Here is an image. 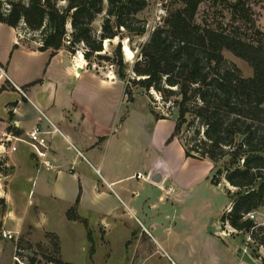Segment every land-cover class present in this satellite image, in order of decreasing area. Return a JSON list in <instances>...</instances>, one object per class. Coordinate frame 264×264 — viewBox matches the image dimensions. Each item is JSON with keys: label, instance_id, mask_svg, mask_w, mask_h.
Listing matches in <instances>:
<instances>
[{"label": "crops", "instance_id": "0c3cea01", "mask_svg": "<svg viewBox=\"0 0 264 264\" xmlns=\"http://www.w3.org/2000/svg\"><path fill=\"white\" fill-rule=\"evenodd\" d=\"M18 34L0 22V67L6 74L0 76V95L10 94L0 108V156L25 167L19 181H31L27 194H35L34 182L39 185L60 205L63 222L80 224L91 244L89 222L102 224L109 245L113 238L131 245L121 254L120 261L127 264H146L153 253L167 264H203V232H197L203 227V208L188 204L203 198L200 185L207 186V180L214 185L211 161L186 156L181 140L170 138L175 117L155 118L143 95L146 101L139 106L136 95L128 101L124 80H109L104 71L89 67L77 72L81 64L64 46L50 55L49 49L40 51L39 43ZM37 109L60 130L46 135L48 146L40 148L44 157L27 143ZM28 153L38 165L41 158L47 160L52 169L40 166L36 171ZM156 171L159 182L147 179ZM221 184L225 192L231 188L224 178ZM24 187L17 189L23 196ZM228 204L229 199L222 211ZM71 206L76 220L66 218ZM73 228L79 232L77 225Z\"/></svg>", "mask_w": 264, "mask_h": 264}, {"label": "trees", "instance_id": "16d2710c", "mask_svg": "<svg viewBox=\"0 0 264 264\" xmlns=\"http://www.w3.org/2000/svg\"><path fill=\"white\" fill-rule=\"evenodd\" d=\"M223 1L233 18L246 25L242 32L239 26L227 29L217 22L198 23L195 15L202 0H177L178 6L171 7L148 39L139 44L130 83L146 93L153 89L163 100L173 99L177 117L170 138L180 139L185 123L198 126L196 135L201 129L197 142L189 143L185 135L186 140H180L186 156L211 161L212 184L224 178L233 188L226 190L229 204L219 216L222 229L229 226L245 233L252 243L264 248V224L248 215L264 205V31L256 27L250 0ZM146 6L147 0H0V22L14 28L22 22L25 30L38 32L39 39L33 40L39 43L37 49H49L50 55L63 46L73 53L82 45L85 60L92 56L110 59L101 53L103 43L118 37L113 60L123 79L120 39L130 41L145 32V22L138 14ZM99 16L96 28L93 24ZM224 50L247 62L252 75L242 76L225 58ZM128 88L129 84L125 93L131 101L133 94ZM151 111L155 118L164 116ZM187 116L192 117L188 120ZM66 218H78L74 207L67 209ZM87 235L91 238L90 231ZM252 254L259 256L255 249Z\"/></svg>", "mask_w": 264, "mask_h": 264}, {"label": "rangeland", "instance_id": "374dc122", "mask_svg": "<svg viewBox=\"0 0 264 264\" xmlns=\"http://www.w3.org/2000/svg\"><path fill=\"white\" fill-rule=\"evenodd\" d=\"M22 1L26 2L27 0ZM226 3L227 1L223 0H216L215 2L202 0L197 8L195 21L198 23L210 22L213 25L217 22L223 26L227 25V29L239 26V31L242 32L246 25L240 19L233 18ZM248 4L251 7L256 27L264 31L263 2L250 0ZM7 6L8 4L4 2L3 7ZM176 6H178L177 0H147V6L138 14L139 18L145 22V32L140 36L131 37L130 41L128 38L120 39V50L126 74L122 80L129 84L128 91L131 90L132 94L136 95L137 105L139 106L143 101H146V97L150 109L159 115H172L174 117H177V108L173 104V99L163 100L159 93L153 89L146 93L143 88L132 85L130 79L134 77L132 65L138 58L139 44L148 39L154 27L160 23L161 18H165L168 10ZM100 22L101 17L99 16L94 21L93 26L99 28ZM24 27L21 22L17 28L24 41L31 42V40L39 39L40 34L38 32L27 31ZM115 38L107 44L103 43L101 53L109 56L110 59L92 56L86 60L87 66L85 68L90 67V64L94 62L98 66V72L104 71L106 74L107 69H114L117 74L116 77L119 78L118 64L115 59L113 60V50L119 40L118 37ZM81 46H77L75 51L70 53L72 57H78V54L82 52ZM223 55L240 69L242 76L252 75V68L247 62L226 50L223 51ZM128 57H130L129 60ZM9 98L10 94L8 93L0 95V108L3 106L2 102H6ZM133 107L135 110H139L137 106ZM191 117L187 116V119L190 120ZM196 127L198 126L185 123L180 131V139L183 142L188 139L189 143L192 144L197 142L202 137V131L200 129L196 135ZM28 156V161L34 165L36 171L41 170L37 160L29 153ZM25 172L26 169L23 165L17 163L14 165L7 156H0V264H15V255L25 264H127V262L120 261L121 254L129 250L131 245L123 246L121 239L113 238L110 239V246L104 238L102 224L94 221L93 224L89 222L92 234L91 244L80 224H75L79 228L78 232L77 228H73L74 224L63 222L60 205L55 204L52 197L39 185L35 186L34 182L32 190L36 189L35 194H27L31 181H19L24 178ZM208 181H206L207 186L204 183L199 186L203 188V198L188 204L191 207L203 208V219L201 220L203 227L197 231L203 232V264H264V248L252 243L247 234L236 232L230 227L229 230H222L219 215L227 204L228 197L223 184L215 186L210 185ZM64 184L70 186L71 182L64 180ZM18 185L20 187L25 185L24 196L22 190H17ZM251 216L258 223L264 224V205L251 212ZM2 230L14 233L15 238L12 240L4 239L1 235ZM254 249L259 255L258 257L253 256L252 250ZM212 255L217 257L214 261L211 258ZM146 264L167 263L157 253H153L149 256Z\"/></svg>", "mask_w": 264, "mask_h": 264}, {"label": "built area", "instance_id": "2783aa9c", "mask_svg": "<svg viewBox=\"0 0 264 264\" xmlns=\"http://www.w3.org/2000/svg\"><path fill=\"white\" fill-rule=\"evenodd\" d=\"M18 37H21V34H18ZM85 66H87L86 60L84 63V67ZM89 68L97 71L98 66L96 65V63L93 62L90 64ZM106 72L107 73L105 74V77L107 79L115 80L117 74L114 72V69H107ZM110 74H112V75H110ZM2 75L6 76L2 67H0V76H2ZM126 85H127V83H126ZM124 96L125 97L127 96L125 91H124ZM43 122L46 123V128L43 127V125H42ZM55 133H60L59 128L48 118V116L42 110L37 109L36 123H34V125L26 132L28 145L36 152V154L38 156L44 157L45 152H44V150H41L40 148L46 149L48 146V139H47L46 135L47 134L53 135ZM2 148L4 149L3 145H2ZM39 164L44 169H47V170L52 169V165L47 160H44L43 158H41ZM137 176L140 177L139 174ZM147 179H149V177H147ZM248 215H249V217L252 218L251 213H249ZM1 235L6 240H12L15 238L14 233H11L8 230H2ZM14 259L16 261L15 264H25V262L22 261L21 259H19L16 255L14 256ZM131 264H133V263H131ZM135 264H139V263H135Z\"/></svg>", "mask_w": 264, "mask_h": 264}, {"label": "bare ground", "instance_id": "6f19581e", "mask_svg": "<svg viewBox=\"0 0 264 264\" xmlns=\"http://www.w3.org/2000/svg\"><path fill=\"white\" fill-rule=\"evenodd\" d=\"M125 54L129 55L128 53H125ZM74 59L76 60L77 64H81V66L76 65L75 70H76V68H77V69H81V68L84 67L85 58L83 57L82 52H80V53L78 54V57H74ZM129 59H130V57H128V60H129ZM76 71H77V70H76ZM77 72H78V71H77ZM110 75H112V74H110Z\"/></svg>", "mask_w": 264, "mask_h": 264}, {"label": "water", "instance_id": "95a60500", "mask_svg": "<svg viewBox=\"0 0 264 264\" xmlns=\"http://www.w3.org/2000/svg\"><path fill=\"white\" fill-rule=\"evenodd\" d=\"M109 40H106V42L104 41V43H108ZM149 179L152 181V182H159L160 179H161V173L159 171H156L152 174L151 177H149Z\"/></svg>", "mask_w": 264, "mask_h": 264}]
</instances>
